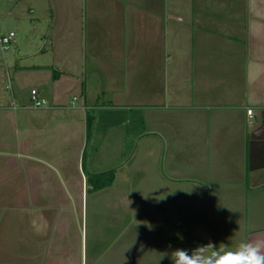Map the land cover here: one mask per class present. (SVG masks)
<instances>
[{
	"label": "crops",
	"instance_id": "crops-1",
	"mask_svg": "<svg viewBox=\"0 0 264 264\" xmlns=\"http://www.w3.org/2000/svg\"><path fill=\"white\" fill-rule=\"evenodd\" d=\"M36 1L49 14L34 55L50 56L10 67L36 72L31 90L48 105L33 107L6 66L0 264H172L176 248L264 240V0ZM98 29H111V52L125 40L129 79L142 51L177 67L106 101ZM110 169L114 181L94 189L89 175Z\"/></svg>",
	"mask_w": 264,
	"mask_h": 264
},
{
	"label": "rangeland",
	"instance_id": "rangeland-1",
	"mask_svg": "<svg viewBox=\"0 0 264 264\" xmlns=\"http://www.w3.org/2000/svg\"><path fill=\"white\" fill-rule=\"evenodd\" d=\"M33 1L34 0H0V37L2 35H7L10 31H13L15 33L14 39L9 44L6 50H4L0 42V93H1L0 96L4 94L6 99L10 97V92H11V81H9V79H11V76L10 75H9L10 77L7 76L6 79V73H5V70H7L6 66L7 68H10V70L13 73V76L14 77L16 76L17 82L21 86L25 87L23 93L26 94L27 92L31 91L32 86L35 84V80L39 81L37 77H34L36 75V72H31L29 68H22L21 70L17 71L16 68H11L10 66H12L14 62H16L17 56H23V60L26 63L33 62V59L35 58L42 60V58L47 57L48 59V56H50L49 47L46 48L47 50H45V52L43 51V53L39 54L38 55L39 57L37 55H36L37 57H35L34 55V53L39 49V45L41 46L42 39L39 38V36L45 31V27L47 25V13L49 14V7L45 2L38 3L36 0L35 2ZM181 1L183 4L182 6L185 10L186 9L192 10L195 7L202 8L203 6H206V8L209 9V0H198V1L181 0ZM31 2L32 5L30 4ZM242 5L243 3L242 4L240 3L239 6L240 10H242L243 8ZM31 6L35 8L34 9L35 11L33 10L34 12L30 11ZM36 16L42 17L41 20H38L39 21L38 23H36L37 21L34 19ZM108 30H110L111 32V29L96 30L99 40L97 42V45L95 46L97 53L101 55V59L103 60L100 61V64L98 66H100L101 70L105 72V75L100 78L101 85L99 86V93L100 96H102L106 101H109V99L113 98L116 102V98L114 97L115 95L122 96L125 99L127 98L126 101H129V96H127V94L121 95L116 91H114V88L116 87V89L125 90L127 87L132 88L134 86L135 88L137 85H139L138 88H140L142 82L144 81V79H146L145 77L146 72L152 75V73L156 72L158 69L160 71L166 70L167 72H170L174 69L175 63L172 61L166 63L167 68L166 67L164 68V64H162L163 61H159V63L150 60L148 62L144 61L142 58L143 51L141 50L142 53L139 55L141 56V58L139 59L141 61H138L140 64L133 63L136 66V68L134 69L135 75L133 79H129L126 76V74L133 69H128L129 63H127L126 61L128 49L127 46L124 45L125 40L122 39L121 41H119L116 44L115 49L114 48L112 49L113 52H111V50L109 49L110 46L107 45L104 46V38L108 37L109 34ZM119 31H121V33L124 35V30L119 29ZM194 33L196 34L195 31ZM109 38L110 37L106 38V42L109 40ZM77 44H80L79 48H81L82 43H79L78 41H75L71 45L77 46ZM79 48H77V51L80 50ZM169 48L170 51H173L172 46ZM195 66L196 64H194V67ZM182 69H184V67H182ZM116 74L120 75L118 77L119 80L115 77L114 79H112L110 76ZM31 75L34 78H30ZM115 80H118V83L115 82ZM154 81H159V80L158 78H155ZM7 84L10 85V87L6 88ZM155 84H157V82H155ZM91 85L96 87L94 83H92ZM177 91L178 89H175V91L173 92H177ZM74 96L75 95L72 92L69 93V97L71 100L74 99ZM131 96L134 95H130V97ZM193 97H195V95H193ZM167 99H168V103H172V101L174 100V98L169 97V95ZM197 100L198 101L194 99L191 101V103L201 104L205 101L200 99L198 96H197ZM72 101L76 102L77 100H72ZM120 129L117 131L120 132ZM101 130L102 128L100 127V133ZM106 133L110 134L111 131L108 130ZM91 158H93V153L90 151V146H89L86 152V159L88 162H90ZM95 163L98 164L99 160L96 159Z\"/></svg>",
	"mask_w": 264,
	"mask_h": 264
},
{
	"label": "clouds",
	"instance_id": "clouds-1",
	"mask_svg": "<svg viewBox=\"0 0 264 264\" xmlns=\"http://www.w3.org/2000/svg\"><path fill=\"white\" fill-rule=\"evenodd\" d=\"M170 259L172 264H264V240L243 241L234 250L212 243L193 249L176 248L170 253Z\"/></svg>",
	"mask_w": 264,
	"mask_h": 264
},
{
	"label": "trees",
	"instance_id": "trees-1",
	"mask_svg": "<svg viewBox=\"0 0 264 264\" xmlns=\"http://www.w3.org/2000/svg\"><path fill=\"white\" fill-rule=\"evenodd\" d=\"M58 71H54V78L57 77ZM92 118L89 116L88 118V125L92 124ZM115 178V170L110 169L107 171L93 173L89 175V182L93 186L94 189L103 188L105 186L110 185Z\"/></svg>",
	"mask_w": 264,
	"mask_h": 264
},
{
	"label": "built area",
	"instance_id": "built-area-1",
	"mask_svg": "<svg viewBox=\"0 0 264 264\" xmlns=\"http://www.w3.org/2000/svg\"><path fill=\"white\" fill-rule=\"evenodd\" d=\"M14 37H15V33L13 31H10L7 35H2L0 37V42L4 50L8 48L9 44L12 42ZM9 81H11V79H9ZM7 87H10V85H7ZM31 104L33 107H36V108L46 107L48 105V100L43 97H40L37 89H32L31 90ZM248 112L249 114L252 115V110H248Z\"/></svg>",
	"mask_w": 264,
	"mask_h": 264
}]
</instances>
